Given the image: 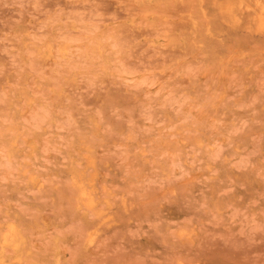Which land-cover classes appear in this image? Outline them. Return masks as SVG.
<instances>
[{
    "label": "clouds",
    "instance_id": "9594fccd",
    "mask_svg": "<svg viewBox=\"0 0 264 264\" xmlns=\"http://www.w3.org/2000/svg\"><path fill=\"white\" fill-rule=\"evenodd\" d=\"M0 264H264V0H0Z\"/></svg>",
    "mask_w": 264,
    "mask_h": 264
}]
</instances>
